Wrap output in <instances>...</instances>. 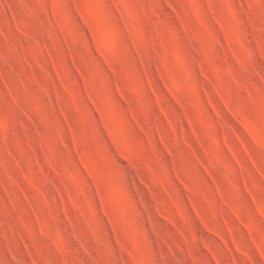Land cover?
I'll list each match as a JSON object with an SVG mask.
<instances>
[{
  "label": "rangeland",
  "instance_id": "1",
  "mask_svg": "<svg viewBox=\"0 0 264 264\" xmlns=\"http://www.w3.org/2000/svg\"><path fill=\"white\" fill-rule=\"evenodd\" d=\"M0 264H264V0H0Z\"/></svg>",
  "mask_w": 264,
  "mask_h": 264
}]
</instances>
